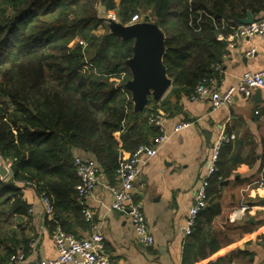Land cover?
<instances>
[{
	"label": "trees",
	"instance_id": "16d2710c",
	"mask_svg": "<svg viewBox=\"0 0 264 264\" xmlns=\"http://www.w3.org/2000/svg\"><path fill=\"white\" fill-rule=\"evenodd\" d=\"M98 3L105 13L116 10L124 23L144 15L164 33L172 87L161 104L151 98L142 111L134 110L125 86L134 38L98 35ZM249 11L260 18L264 0H0V156L10 167V175L0 177V264L36 237L14 225L30 218L20 183L51 199V231L59 224L76 235L75 224L91 226L77 199L74 150L90 153L100 173L115 179L123 150L153 144L160 135L152 122L160 109L170 112L173 97L189 95L206 77L221 79L215 67L226 48L218 35L232 32L221 20L238 24ZM232 146L220 149L207 207L214 208L221 181L236 166L225 154Z\"/></svg>",
	"mask_w": 264,
	"mask_h": 264
},
{
	"label": "crops",
	"instance_id": "0c3cea01",
	"mask_svg": "<svg viewBox=\"0 0 264 264\" xmlns=\"http://www.w3.org/2000/svg\"><path fill=\"white\" fill-rule=\"evenodd\" d=\"M221 40H226L227 45L215 67L221 70V79L211 77L215 80L214 89L236 83L246 71L264 68L261 37ZM252 48L256 52L248 55ZM171 87L161 99H150L161 104ZM172 105L170 112L165 113L169 138L145 163L134 184V198L143 204L154 244L140 243L128 209L109 210L113 196L107 184H113L115 179L104 173L100 174L93 195L86 199L93 213L92 224H75L76 235L87 237L96 229L102 231L111 264H264V188L256 183L264 176V89L255 90L250 97L237 96L232 104L217 109H213L210 100H190L188 95L173 97ZM182 121L189 126L174 132L175 125ZM229 133L236 134L237 139L225 154L229 164L236 166L221 181L214 208L208 205L199 216L194 233L186 235V217L197 188L207 177L213 146ZM131 152L123 150L122 155ZM74 153L93 157L79 149ZM20 184L31 205L30 218L24 217L14 225L21 224L27 234L36 237L26 250L19 251L25 254L23 260L10 259L8 264H37L57 255L53 231L46 223L45 205L36 187ZM241 205L250 209L241 218L232 219V211ZM216 210L219 212L211 220ZM85 221L88 223L87 218ZM4 246L0 245L1 250Z\"/></svg>",
	"mask_w": 264,
	"mask_h": 264
},
{
	"label": "built area",
	"instance_id": "2783aa9c",
	"mask_svg": "<svg viewBox=\"0 0 264 264\" xmlns=\"http://www.w3.org/2000/svg\"><path fill=\"white\" fill-rule=\"evenodd\" d=\"M112 19H116L113 13L109 14ZM222 29H230L232 32L228 35L219 33V39H249L258 36L264 39V15L255 18L251 23H238L234 20L222 18ZM256 48L249 50L248 55H253ZM215 80L213 78H204L188 95L190 100L211 101L213 109L221 106L230 105L237 96L250 97L257 89H264V68L259 71H246L238 81L222 89H214ZM166 114L159 110L152 118V122L159 128L160 135L153 144L139 145L133 152L128 155H122L119 161V167L115 175V182L107 184L113 201L109 210L128 209L130 221L137 234L138 240L144 246L154 244V236L144 213L141 201L134 198L135 180L141 174L147 161L153 158L159 147L167 141L169 134L165 129ZM189 126L188 122H179L174 127V132H178ZM237 135L223 134L214 144L209 162L207 177L203 179L195 193V199L186 217L185 234L191 235L195 229L197 218L200 212L207 207L208 195L207 186L210 176L216 171V164L219 153L224 143L235 141ZM74 165L79 177L76 186L77 199L84 206V214L87 219L93 218L92 211L86 205V199L93 195L97 184L99 183L100 167L93 158L76 156ZM256 183L260 188H264V176ZM42 201L45 205V213L48 217L53 216V207L51 199L44 193L41 194ZM250 206L241 205L235 208L231 213L232 219L241 218ZM57 255L50 259H41L37 264H111V259L105 249V235L102 231L96 229L87 237L76 236L65 231L61 225L57 224L52 234ZM34 242L31 243L33 247ZM25 258L23 252H18L11 256L12 261H19Z\"/></svg>",
	"mask_w": 264,
	"mask_h": 264
},
{
	"label": "water",
	"instance_id": "95a60500",
	"mask_svg": "<svg viewBox=\"0 0 264 264\" xmlns=\"http://www.w3.org/2000/svg\"><path fill=\"white\" fill-rule=\"evenodd\" d=\"M253 19L254 16L249 11L246 17L240 19V22L251 23ZM107 20L114 22L111 17ZM127 33V36L123 38H134L135 43L133 56L126 61L132 73V78L126 83V89L131 92L134 110L140 112L148 105L150 97L155 100L161 99L172 85L164 64L165 35L152 22L134 26L128 29ZM223 43L227 45L226 40H223ZM9 175L10 167L0 156V177L6 178Z\"/></svg>",
	"mask_w": 264,
	"mask_h": 264
},
{
	"label": "rangeland",
	"instance_id": "374dc122",
	"mask_svg": "<svg viewBox=\"0 0 264 264\" xmlns=\"http://www.w3.org/2000/svg\"><path fill=\"white\" fill-rule=\"evenodd\" d=\"M98 8H99V17L101 19H103V23H101L97 27V29L95 30V32L98 35H101V34H104L106 32H109V33H112V34H114L115 36H117V37H119L121 39H124L127 36V34H128L127 33L128 29H132L134 26L144 25V23L147 22V21L144 20V15H136L130 22L124 23L117 16V11L116 10H112V11H109V12L105 13L104 7L101 4H99V3H98ZM110 13H113L116 16V19H112V21H114V22H111V21L107 20V18L110 17V15H109ZM120 22H122V24ZM79 42L83 43V41H79ZM134 43H135V40H134ZM85 45L86 44L84 43V46ZM125 65L127 67H129L127 65V62H125ZM129 69H130V67H129ZM124 76H125V74L122 75V78ZM121 80L122 79L119 78L118 81H117V84L120 83ZM125 86H126V84H125Z\"/></svg>",
	"mask_w": 264,
	"mask_h": 264
}]
</instances>
